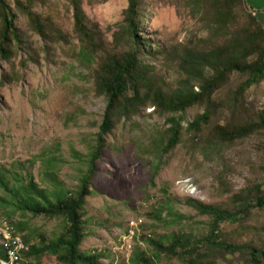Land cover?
Returning a JSON list of instances; mask_svg holds the SVG:
<instances>
[{"label": "trees", "instance_id": "trees-1", "mask_svg": "<svg viewBox=\"0 0 264 264\" xmlns=\"http://www.w3.org/2000/svg\"><path fill=\"white\" fill-rule=\"evenodd\" d=\"M180 1L177 3L190 11L199 30L184 44L161 47L144 34V0H129L124 22L110 42L100 26L89 19L84 0H70L74 34L80 42L77 59L82 67L93 71L95 91L107 99V106L90 153L83 156L82 163L88 170L82 171L77 191H69L59 181L55 154H43L48 156L44 158L45 175L52 181L47 188L41 187L31 172L24 175L0 166V209H4L14 234H21L28 247L21 264H41L44 255L56 257L61 264H102L101 255L81 251L87 238L83 219L86 200L92 197V183L109 147L108 138L123 122L143 116L146 108H154L160 117L168 116L170 125L147 148L158 159L152 163V184L186 134L195 149L222 153L225 146L264 133V107L253 110L248 103V91L264 82V25L256 15L260 11L249 0ZM34 5L35 0H0V59L12 63L13 68L11 75L3 74L0 88L21 81L23 75L15 69V59L22 67L31 61L39 63L30 33L51 44L40 47L48 55L55 45L70 43L52 19L34 11ZM157 62H164L169 71L162 73ZM170 71L179 76L177 82L168 79ZM196 108L202 112L186 126L187 112ZM223 111L228 112L224 119ZM219 179L223 185V171ZM190 202L211 217L209 233L200 238L176 233L160 240L146 237L154 249L152 255L136 247L132 264L234 263L237 253L242 264H264V240L260 244L229 243L223 239L221 228L225 221L242 222L253 209H264V180H248L244 188L221 204ZM17 211L25 218L27 212L48 219L63 218L64 231L52 240L37 234L39 243L32 245L34 233H23L30 229L28 222L13 221L12 214ZM5 251H0V259L6 256ZM32 257L34 261H30Z\"/></svg>", "mask_w": 264, "mask_h": 264}, {"label": "rangeland", "instance_id": "rangeland-1", "mask_svg": "<svg viewBox=\"0 0 264 264\" xmlns=\"http://www.w3.org/2000/svg\"><path fill=\"white\" fill-rule=\"evenodd\" d=\"M177 2L181 1L144 0V34L161 47L184 44L199 30L190 11ZM128 5L129 0L101 3L84 0L89 19L100 26L107 42L112 41L124 22ZM34 11L52 19L70 43L55 45L48 55L40 47L51 44L30 33L39 63L31 61L22 67L19 59L14 60L15 69L23 77L0 88V166L24 175L31 172L38 184L47 188L52 181L45 175L44 158L48 156L43 154H55L59 181L75 192L82 183V171L88 170L82 163L83 156L90 153L94 144L107 99L97 95L93 71L82 67L77 59L80 42L74 34L70 0H35ZM163 63L157 62V69L168 72ZM12 72V63L0 59V83L3 74ZM167 75L172 83L179 79L175 72ZM248 103L253 110L264 107V82L248 91ZM201 112L200 108L189 110L186 126ZM227 115V111L222 112L223 119ZM167 120L168 116L160 117L154 108L148 107L143 116L127 124L123 122L108 138L109 147L92 183V197L86 200L83 219L87 238L81 245L82 252L101 255L102 264H132L136 247L152 255L154 249L146 237L160 240L173 233L191 238L207 235L211 217L191 204L192 199L197 203L221 204L244 188L248 180H264V133L225 146L222 153L195 149L186 134L185 141L152 184V163L158 159L147 148L165 127H170ZM221 171L223 185L219 179ZM21 214L18 211L12 214L13 221L28 222L30 229L23 233H34L32 245L39 243L37 234L52 240L64 231L63 218L48 219L31 212L25 213V218ZM9 221L4 209H0V249ZM221 228L226 242L260 244L264 240V209H253L242 222L225 221ZM233 260L234 263L223 261L222 264L243 263L238 253ZM30 261H34L33 257ZM40 262L61 264L56 257L45 255Z\"/></svg>", "mask_w": 264, "mask_h": 264}, {"label": "built area", "instance_id": "built-area-1", "mask_svg": "<svg viewBox=\"0 0 264 264\" xmlns=\"http://www.w3.org/2000/svg\"><path fill=\"white\" fill-rule=\"evenodd\" d=\"M4 231V250H6V259H1L0 264H21L23 252L28 251V247L23 242L21 234H14L15 229L12 225Z\"/></svg>", "mask_w": 264, "mask_h": 264}, {"label": "crops", "instance_id": "crops-1", "mask_svg": "<svg viewBox=\"0 0 264 264\" xmlns=\"http://www.w3.org/2000/svg\"><path fill=\"white\" fill-rule=\"evenodd\" d=\"M249 3L254 7V9L259 10L256 12L258 20L264 25V12L261 11L264 9V0H249Z\"/></svg>", "mask_w": 264, "mask_h": 264}, {"label": "clouds", "instance_id": "clouds-1", "mask_svg": "<svg viewBox=\"0 0 264 264\" xmlns=\"http://www.w3.org/2000/svg\"><path fill=\"white\" fill-rule=\"evenodd\" d=\"M8 224H9V223H8ZM1 250H4V246H3L2 249H0V251H1ZM5 252H6V251H5ZM5 252H4V253H5ZM94 254H97V253H94ZM6 258H7V256H5V257H3V258H1V259H6ZM1 259H0V261H1Z\"/></svg>", "mask_w": 264, "mask_h": 264}]
</instances>
